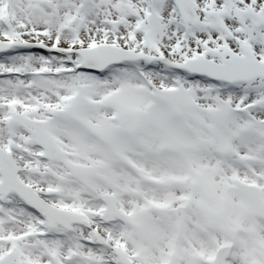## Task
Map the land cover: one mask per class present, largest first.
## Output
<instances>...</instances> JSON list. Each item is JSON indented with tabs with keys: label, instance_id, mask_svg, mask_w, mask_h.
<instances>
[{
	"label": "snow or ice",
	"instance_id": "snow-or-ice-1",
	"mask_svg": "<svg viewBox=\"0 0 264 264\" xmlns=\"http://www.w3.org/2000/svg\"><path fill=\"white\" fill-rule=\"evenodd\" d=\"M0 264H264V0H0Z\"/></svg>",
	"mask_w": 264,
	"mask_h": 264
}]
</instances>
